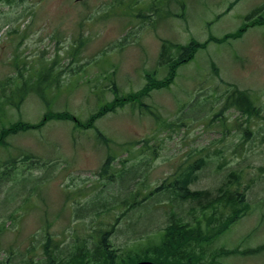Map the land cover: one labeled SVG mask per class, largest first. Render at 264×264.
Instances as JSON below:
<instances>
[{
	"label": "rangeland",
	"instance_id": "1",
	"mask_svg": "<svg viewBox=\"0 0 264 264\" xmlns=\"http://www.w3.org/2000/svg\"><path fill=\"white\" fill-rule=\"evenodd\" d=\"M254 18H264V0H0V132L49 113L88 122L117 98L142 93L148 75L169 77L165 43L173 60L181 46L206 44L168 87L89 129L52 119L5 137L0 171L10 173L9 160L17 169L0 179V264H41L48 233L70 255L84 243L91 249L101 231L112 230L119 255L156 245L172 212L191 221L192 205L157 195L130 209L129 195L140 201L201 160L192 190L216 192L237 172L249 206L204 249L206 264H264V24L252 26ZM48 69L56 85L41 83L19 108L6 103L3 86L42 82ZM243 97L255 114L230 105Z\"/></svg>",
	"mask_w": 264,
	"mask_h": 264
},
{
	"label": "trees",
	"instance_id": "2",
	"mask_svg": "<svg viewBox=\"0 0 264 264\" xmlns=\"http://www.w3.org/2000/svg\"><path fill=\"white\" fill-rule=\"evenodd\" d=\"M11 1V0H8ZM262 9H258L254 12L253 16H258ZM256 14V15H255ZM251 16L248 17L250 19ZM258 18V17H257ZM256 18V19H257ZM253 19L252 26L263 25L264 18ZM249 26V25H247ZM246 26V27H247ZM247 29V28H246ZM243 31L240 30L237 34L227 35L228 38H238ZM214 41H220L215 40ZM206 44H199L191 42L187 46L179 47V55L175 60L172 59L171 48L165 43L162 48V59H165L170 63L169 77L165 80H157L152 76H147V86L145 90L137 95H129L127 97L117 98L109 107L103 108V110L93 115L88 122L80 123V121L74 116L67 113H49L44 116V119L39 124L21 123L17 122L11 124L8 128L0 132V145H6L5 137L8 135H15L20 132H26L42 127L45 121L57 119V120H70L77 124L79 128L89 129L93 127V123L102 117L105 113L114 111L117 107L123 106L125 103H135L136 99L140 96H145L151 89H161L168 87L176 75L177 68L191 59L194 53L199 48H204ZM56 61L53 63L55 64ZM52 69H48V74L41 82L32 83L34 78L25 80L26 82L16 85L14 80H11L12 84L5 85L1 89L6 103L9 106L19 108L21 103L31 94H41V83H46V86H52L57 84V80L50 77ZM15 83V85H13ZM10 91L9 95H6L7 91ZM235 93L242 96H246V93ZM6 95V96H5ZM14 96L17 100H14ZM138 102V101H137ZM230 105L242 108V110L250 115L255 114L257 111L254 108V103L247 97L243 99L231 101ZM29 160L28 156H25L24 161ZM13 161V162H12ZM8 161L10 164H6V167L10 169H17L16 160ZM111 159H108L102 167L101 175L107 174L110 168ZM205 161L201 160L194 166H190L184 171L178 173L172 182L165 180L161 186L155 188L148 195L142 197V200L138 201L137 196L135 199L131 195L130 209H136L141 206L147 199H151L154 196H163L169 200V202L176 201L179 204L190 203L193 209L190 212L191 221L185 220V217L181 216L177 218L175 212L169 216L171 221L161 232L160 241H156V245L141 247L138 251L132 252V254L119 255L117 250L110 247L109 237L111 231H101L99 240L94 246L89 249L87 244L76 246L77 252L73 254H65L61 250L59 241L55 240L49 233L45 236L43 244V254L45 255V261L41 264H138L141 262H152L155 264H168L174 263L173 260L181 262L180 264H206V257L204 249L211 246V243L216 239H219L224 235L227 229L233 224L245 216L249 211L248 201L245 197V188L243 193L238 190L242 185V176L240 173L231 172L228 174L226 182L219 190L204 191V190H192L190 187L196 181V169L203 168ZM11 170V171H12ZM5 171H0V179L11 175ZM10 174V175H9ZM114 176V175H112ZM110 179V178H109ZM3 181V180H2ZM235 186V187H233ZM234 188V189H233ZM144 201V202H143ZM143 202V203H142ZM197 204V206H194ZM189 209V210H190ZM258 252V249L255 250ZM205 253V254H204ZM237 251H224V255H234ZM65 254V255H64ZM28 263V262H27ZM33 262H31L32 264ZM38 263V262H36ZM33 263V264H36ZM207 264H217L215 261H209Z\"/></svg>",
	"mask_w": 264,
	"mask_h": 264
},
{
	"label": "water",
	"instance_id": "3",
	"mask_svg": "<svg viewBox=\"0 0 264 264\" xmlns=\"http://www.w3.org/2000/svg\"><path fill=\"white\" fill-rule=\"evenodd\" d=\"M77 1H85V0H77ZM138 264H155V263H152V262H141V263H138Z\"/></svg>",
	"mask_w": 264,
	"mask_h": 264
}]
</instances>
